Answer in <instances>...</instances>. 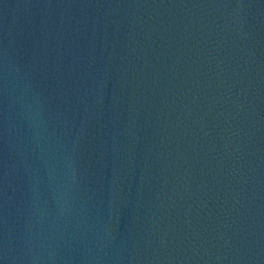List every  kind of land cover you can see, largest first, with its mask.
I'll use <instances>...</instances> for the list:
<instances>
[{"label":"water","instance_id":"95a60500","mask_svg":"<svg viewBox=\"0 0 264 264\" xmlns=\"http://www.w3.org/2000/svg\"><path fill=\"white\" fill-rule=\"evenodd\" d=\"M0 264H264V0H0Z\"/></svg>","mask_w":264,"mask_h":264}]
</instances>
